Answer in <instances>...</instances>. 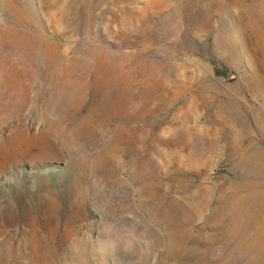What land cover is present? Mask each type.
Listing matches in <instances>:
<instances>
[{
	"label": "rangeland",
	"instance_id": "374dc122",
	"mask_svg": "<svg viewBox=\"0 0 264 264\" xmlns=\"http://www.w3.org/2000/svg\"><path fill=\"white\" fill-rule=\"evenodd\" d=\"M0 264H264V0H0Z\"/></svg>",
	"mask_w": 264,
	"mask_h": 264
}]
</instances>
